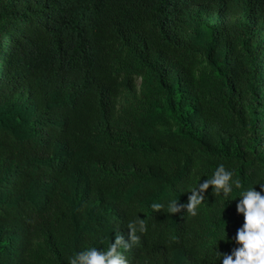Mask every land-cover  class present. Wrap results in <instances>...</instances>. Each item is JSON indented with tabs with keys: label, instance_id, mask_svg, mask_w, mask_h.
<instances>
[{
	"label": "trees",
	"instance_id": "trees-1",
	"mask_svg": "<svg viewBox=\"0 0 264 264\" xmlns=\"http://www.w3.org/2000/svg\"><path fill=\"white\" fill-rule=\"evenodd\" d=\"M220 164L232 201L153 208ZM257 181L264 0H0V264H69L138 216L130 264H218Z\"/></svg>",
	"mask_w": 264,
	"mask_h": 264
},
{
	"label": "clouds",
	"instance_id": "clouds-1",
	"mask_svg": "<svg viewBox=\"0 0 264 264\" xmlns=\"http://www.w3.org/2000/svg\"><path fill=\"white\" fill-rule=\"evenodd\" d=\"M264 189V182L257 181ZM255 185L244 188L240 193L241 198L236 205L237 212L243 214L244 224L238 230L234 248L231 254L219 255L218 264H264V192L257 191ZM212 188L213 194L222 196L232 201L234 189L241 188V182L235 177L233 170L227 169L220 164L202 184L192 188L189 192L188 202L180 204L179 200L171 199L167 204H154L153 208L161 211L166 208V213L176 215L186 211L193 217L198 215L200 206L205 202V193ZM222 194V195H221ZM224 212V210H223ZM130 238L125 240L122 235L110 243L107 250H98L97 247H90L86 250L75 253L69 260V264H130L127 253L138 244L141 236L147 234L148 226L145 219L137 217L128 223ZM221 239V240H225ZM220 240V241H221Z\"/></svg>",
	"mask_w": 264,
	"mask_h": 264
}]
</instances>
